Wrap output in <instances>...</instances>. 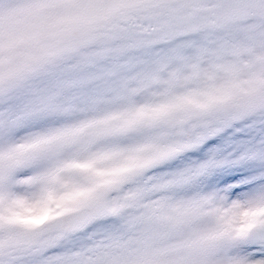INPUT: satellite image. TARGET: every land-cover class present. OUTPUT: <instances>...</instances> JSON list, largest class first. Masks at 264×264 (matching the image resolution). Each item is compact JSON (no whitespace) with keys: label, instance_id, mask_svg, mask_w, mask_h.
Listing matches in <instances>:
<instances>
[{"label":"snow or ice","instance_id":"snow-or-ice-1","mask_svg":"<svg viewBox=\"0 0 264 264\" xmlns=\"http://www.w3.org/2000/svg\"><path fill=\"white\" fill-rule=\"evenodd\" d=\"M0 264H264V0H0Z\"/></svg>","mask_w":264,"mask_h":264}]
</instances>
